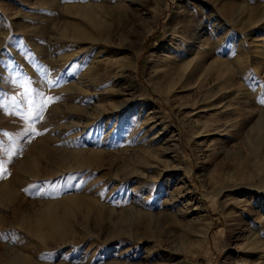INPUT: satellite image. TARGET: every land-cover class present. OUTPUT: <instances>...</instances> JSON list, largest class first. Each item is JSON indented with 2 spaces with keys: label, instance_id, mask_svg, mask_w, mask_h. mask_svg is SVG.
Returning a JSON list of instances; mask_svg holds the SVG:
<instances>
[{
  "label": "rangeland",
  "instance_id": "1",
  "mask_svg": "<svg viewBox=\"0 0 264 264\" xmlns=\"http://www.w3.org/2000/svg\"><path fill=\"white\" fill-rule=\"evenodd\" d=\"M180 5L0 0V264H264V0Z\"/></svg>",
  "mask_w": 264,
  "mask_h": 264
},
{
  "label": "bare ground",
  "instance_id": "2",
  "mask_svg": "<svg viewBox=\"0 0 264 264\" xmlns=\"http://www.w3.org/2000/svg\"><path fill=\"white\" fill-rule=\"evenodd\" d=\"M183 2V0H174V3H175V5H176V7H178L181 3ZM183 5H185V4H183ZM97 6V5H96ZM104 6H105V4H104ZM181 6V5H180ZM99 8V9H98ZM179 8V7H178ZM111 9H112V7H111ZM111 9H108V8H106V7H102V6H100V7H95V5H94V7L91 5V6H84L83 8H77L76 9V11H77V13H76V15H78V17L79 18H77V20L76 21H73V22H67V24H66V27H68L69 29H71L70 30V32L72 33V36L74 37V38H76V39H78V40H83V39H86L87 37H89L90 39H92V40H94V41H96L97 40V38H93L89 33H88V30L89 29H91L90 27L91 26H93V23H94V20H95V17H96V13H98V11H103V12H106V13H108V14H113L111 11ZM181 11V10H180ZM101 13V12H100ZM182 15V14H181ZM95 16V17H94ZM156 19H157V15L156 14H154L153 15V19L151 20L152 22H151V28L150 29H154L155 28V25H156ZM69 24H70V26H69ZM71 27V28H70ZM180 28V27H179ZM197 28V27H196ZM68 29V30H69ZM186 29V28H185ZM147 30H149V29H147ZM188 30V29H187ZM192 30V29H191ZM186 31V30H185ZM196 31V30H195ZM90 32V31H89ZM189 33V32H188ZM178 34V33H177ZM197 33H194V32H190L189 33V35H187L188 37H187V45H189L191 48H192V46H194V45H196L197 43H199V44H201L203 41L200 39V37H201V35L198 37L197 35H196ZM71 35V34H70ZM100 36V35H99ZM184 37L182 36V34L180 33V34H178V39L179 40H182ZM178 40V41H179ZM185 40V41H186ZM184 42V41H183ZM107 43H109V41H107ZM183 44V43H182ZM199 46V45H198ZM188 49V48H187ZM182 50V49H181ZM180 52L178 51L177 52V55H176V57L175 58H178V57H180L182 54H184V55H187L188 54V56H190L191 55V53H187V51L186 50H184V52L183 53H180ZM132 55H133V57H131V58H134V53H132ZM187 57V56H186ZM194 59V57H192L190 60H188L186 63H184V66H188V64H190L191 63V61ZM169 60V59H168ZM173 61V60H172ZM177 62V61H176ZM179 62V61H178ZM121 63H122V59H117L116 60V65L117 66H120L121 65ZM130 63V65L129 66H131L132 67V69L134 68V64H135V62H134V60H132V61H130L129 62ZM182 63V64H183ZM125 64V63H124ZM122 65H123V63H122ZM127 65H128V63H127ZM181 67H183V66H181ZM134 70V69H133ZM133 70H131L129 73L131 74V81L133 82L132 84V88H134V87H136V79H135V77H134V75H135V73H133L134 71ZM174 82V81H173ZM176 84V83H175ZM138 85V84H137ZM164 85V84H163ZM166 85V84H165ZM168 85V84H167ZM161 86V85H160ZM170 86V85H169ZM167 88V87H166ZM174 94V93H173ZM147 101H148V99H147ZM173 146L175 147V151L177 152V157L178 158H180L181 156H180V153H179V149H180V145H179V142L178 141H175V142H173ZM163 148V147H162ZM172 149V148H171ZM160 150H162V149H160ZM162 152V151H161ZM96 154L95 153H93V154H91L90 156H89V158H88V160H97L96 159ZM175 157H176V155H175ZM87 158V157H86ZM230 173V172H229ZM264 175V174H263ZM220 176H218V177H215L214 178V184L213 185H218L219 183H220V181L221 180H223V179H220L219 178ZM223 177V176H222ZM225 177V176H224ZM263 177V176H262ZM261 178V177H260ZM225 179V178H224ZM263 179V178H262ZM261 184V183H260ZM215 187H217V186H215ZM82 201V197L81 196H71V197H67L66 198V200H65V204L66 203H70V204H66V205H68L67 207H69V209H71L74 205H79L80 204V202ZM83 202V201H82ZM239 202V201H238ZM65 204H64V201H63V205H64V207H65ZM53 205V203H48L47 204V206H45V209H44V211H42L41 213H39V214H37L36 216H35V219H33V220H31V219H28V217H27V219L28 220H30V221H28L27 222V220H26V223H25V225H23L22 227L28 232V233H30V234H32V235H39L40 234V231H41V229L43 228L44 230H45V234L44 235H48V236H58V237H60V235H61V227H62V222L61 221H63L64 219H62V218H59V216L56 214V209L52 206ZM246 205V204H245ZM52 206V207H51ZM62 207V206H61ZM66 207V208H67ZM199 207L203 210V211H205L206 212V209L204 208V201L201 199V201H200V203H199ZM60 212V211H59ZM65 212V211H64ZM67 212V211H66ZM129 213H131V212H129ZM67 214H69V212L67 213ZM206 214V213H205ZM204 214V215H205ZM32 215V214H31ZM73 215V214H72ZM133 215V214H132ZM201 215V216H203L204 218H206L205 216L207 215ZM62 216H63V214H62ZM66 216V215H65ZM147 216H148V223H149V227H150V224L152 223V222H154V220H153V214H151V213H147ZM32 217H34V216H32ZM31 217V218H32ZM72 217V216H71ZM25 218V217H24ZM23 218V219H24ZM201 217H199V219H200ZM203 218V219H204ZM20 220V219H19ZM22 220V219H21ZM70 220V219H69ZM202 220V219H201ZM117 221H120V220H117ZM25 222V221H24ZM202 223V222H201ZM205 223V222H204ZM209 223V222H208ZM198 224V223H197ZM203 224V223H202ZM21 226V225H20ZM205 226V225H204ZM202 228V227H201ZM203 229V228H202ZM205 229V228H204ZM158 230V229H157ZM206 230V229H205ZM204 233V232H203ZM247 233H248V231H247ZM197 234H198V232H197ZM205 235H206V233H205ZM154 237H156V235L154 234ZM201 237V236H200ZM251 236H248L246 239H245V244H243V247L242 248H246L247 246H249V245H251L250 244V242H252L251 240H252V238H250ZM202 239H201V241H198V243H199V245H200V243L201 242H203L204 241V239H205V236H202L201 237ZM243 239H244V237H243ZM256 246V245H255ZM252 247V246H251ZM241 248V249H242ZM238 249V248H237ZM248 251V250H247ZM244 252V251H243ZM244 261H246V260H244ZM249 261H251V260H249ZM242 262H243V259H242ZM247 262H248V260H247ZM238 263V262H237ZM250 263V262H249ZM1 264H24V262L23 261H20V262H17V261H15V260H13V258L12 257H10V256H6L5 257V259H4V256H2L1 257ZM236 264V263H235ZM245 264H247V263H245ZM251 264H257L255 261H252L251 262Z\"/></svg>",
  "mask_w": 264,
  "mask_h": 264
}]
</instances>
